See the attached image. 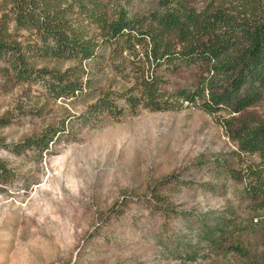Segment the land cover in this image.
Wrapping results in <instances>:
<instances>
[{
  "label": "rangeland",
  "instance_id": "obj_1",
  "mask_svg": "<svg viewBox=\"0 0 264 264\" xmlns=\"http://www.w3.org/2000/svg\"><path fill=\"white\" fill-rule=\"evenodd\" d=\"M104 2L130 15L164 4ZM93 71L97 88L123 86L107 59ZM165 75L170 109L120 99L114 114L90 112L96 92L56 99L42 81L0 79V264H264V209L246 195L230 117L186 101L196 69ZM53 131L48 150L17 151Z\"/></svg>",
  "mask_w": 264,
  "mask_h": 264
},
{
  "label": "trees",
  "instance_id": "obj_2",
  "mask_svg": "<svg viewBox=\"0 0 264 264\" xmlns=\"http://www.w3.org/2000/svg\"><path fill=\"white\" fill-rule=\"evenodd\" d=\"M112 7L104 0H0V79L42 81L56 99L96 92L90 112L114 114L120 99L132 109H170L165 74L194 68L198 83L185 99L230 117L222 125L239 158L249 157L246 195L264 209V0H164L161 9L134 15ZM101 59L122 78L117 91L97 88L93 67ZM46 61L75 65L40 66ZM9 123L0 118V127ZM59 133L29 138L17 151L48 150Z\"/></svg>",
  "mask_w": 264,
  "mask_h": 264
}]
</instances>
